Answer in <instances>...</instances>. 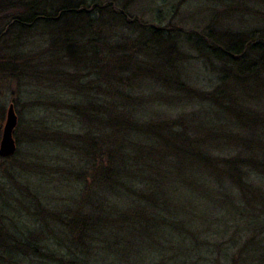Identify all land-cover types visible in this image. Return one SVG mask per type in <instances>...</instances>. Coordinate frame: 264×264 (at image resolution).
I'll return each mask as SVG.
<instances>
[{"label": "trees", "instance_id": "1", "mask_svg": "<svg viewBox=\"0 0 264 264\" xmlns=\"http://www.w3.org/2000/svg\"><path fill=\"white\" fill-rule=\"evenodd\" d=\"M138 1L0 0V81L46 80L24 140L60 152L29 162L45 195L0 158V264H263L264 113L236 95L264 94V0H198L223 9L189 29Z\"/></svg>", "mask_w": 264, "mask_h": 264}, {"label": "rangeland", "instance_id": "2", "mask_svg": "<svg viewBox=\"0 0 264 264\" xmlns=\"http://www.w3.org/2000/svg\"><path fill=\"white\" fill-rule=\"evenodd\" d=\"M178 0H140L135 3L131 8L130 12L134 15L140 16L144 21L153 22L156 24L165 25L167 22L179 25L183 28H195L201 27L206 24V19L208 14L217 9L220 11L223 9V4L216 5L207 2H201L198 0L190 1L184 6H182L176 13L174 12V5ZM219 20L223 28H228L232 26L235 30H240L242 28H253V21L249 15L238 16L233 18H227L226 16L220 15ZM220 24V23H219ZM188 77L191 80H196L199 77V71L195 67H189L187 69ZM190 80V81H191ZM42 83L38 86L35 84L28 85L25 90L19 87L15 82L1 80L0 81V104L4 106L5 110L8 105L13 102L15 106V112L18 116V125L15 132H19V137L23 140L20 145L17 146L19 151L16 162L6 163L10 171H15L18 175L22 177L20 181L24 178L29 180V185L36 189L39 193L45 195L50 192V188L40 182L37 183V175L34 172L33 167L29 164L30 161H41L44 164L49 163L50 155L54 153L58 155L59 150L55 148L53 144L46 143L44 141L28 142L24 140L26 138V126H35V122L41 127L53 126L54 114L48 113L47 109L44 107L41 100L44 101L47 96L46 86L48 85L46 80L43 79ZM34 88H37L34 90ZM237 91V102L244 103L246 109L248 110H258L264 113V94L256 96L255 93H242L243 91ZM153 94V92H147L146 96ZM239 94V95H238ZM240 97V100H238ZM39 100V104L35 103L31 108L29 101ZM57 99V98H55ZM66 124H72L67 117H60ZM5 119V118H4ZM4 122V120H3ZM1 123V125L3 124ZM40 128V127H39ZM38 127L35 129V131ZM42 129V128H40ZM1 137V135H0ZM58 151V152H57ZM60 153V152H59ZM12 166V167H11ZM16 174V178H19ZM0 180L9 184L7 175L1 173ZM31 181L33 182L31 184ZM14 186V184H10ZM62 189L59 187L56 189V193L61 192ZM253 234L251 232L244 233L241 242L239 244V249L241 248V259L246 258L247 252L250 250L248 241L251 242ZM261 261L264 264V254L262 255ZM242 264H254L252 262H244ZM259 264V263H258Z\"/></svg>", "mask_w": 264, "mask_h": 264}, {"label": "water", "instance_id": "3", "mask_svg": "<svg viewBox=\"0 0 264 264\" xmlns=\"http://www.w3.org/2000/svg\"><path fill=\"white\" fill-rule=\"evenodd\" d=\"M18 125V116L14 105L10 103L6 108L5 119L1 128L0 137V158L7 159L15 155L17 144L14 139V132Z\"/></svg>", "mask_w": 264, "mask_h": 264}]
</instances>
